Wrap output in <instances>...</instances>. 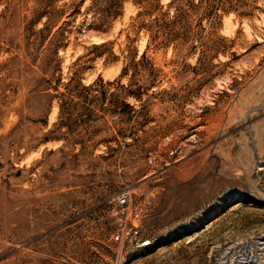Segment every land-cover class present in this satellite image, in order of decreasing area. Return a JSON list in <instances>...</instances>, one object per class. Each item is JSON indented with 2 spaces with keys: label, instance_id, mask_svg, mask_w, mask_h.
<instances>
[{
  "label": "rangeland",
  "instance_id": "rangeland-1",
  "mask_svg": "<svg viewBox=\"0 0 264 264\" xmlns=\"http://www.w3.org/2000/svg\"><path fill=\"white\" fill-rule=\"evenodd\" d=\"M0 264H264V0H0Z\"/></svg>",
  "mask_w": 264,
  "mask_h": 264
},
{
  "label": "built area",
  "instance_id": "built-area-1",
  "mask_svg": "<svg viewBox=\"0 0 264 264\" xmlns=\"http://www.w3.org/2000/svg\"><path fill=\"white\" fill-rule=\"evenodd\" d=\"M118 201L120 202V203H123L124 201H125V199L122 197V196H120V197H118ZM118 236H117V234H115L114 235V238L116 239Z\"/></svg>",
  "mask_w": 264,
  "mask_h": 264
},
{
  "label": "trees",
  "instance_id": "trees-1",
  "mask_svg": "<svg viewBox=\"0 0 264 264\" xmlns=\"http://www.w3.org/2000/svg\"><path fill=\"white\" fill-rule=\"evenodd\" d=\"M188 5V4H187ZM186 8V7H185ZM183 10V9H182ZM44 12H41L39 13V15L37 17H40ZM86 88H90V85L89 86H86Z\"/></svg>",
  "mask_w": 264,
  "mask_h": 264
}]
</instances>
